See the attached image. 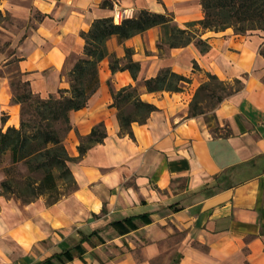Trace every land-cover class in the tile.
I'll list each match as a JSON object with an SVG mask.
<instances>
[{
	"label": "crops",
	"instance_id": "crops-1",
	"mask_svg": "<svg viewBox=\"0 0 264 264\" xmlns=\"http://www.w3.org/2000/svg\"><path fill=\"white\" fill-rule=\"evenodd\" d=\"M130 8L170 15L182 29L204 19L200 0H0V12L26 22L15 55L0 53V128L21 126L8 72L16 55L33 93L48 98L70 88L66 72L84 55L82 33ZM199 33L210 47L204 53L194 43L160 50L161 26L108 40L122 63L125 49L134 50L139 79L128 70L114 74L105 58L99 89L70 114L64 143L73 158L80 136L100 123L107 133L69 164L75 191L52 204L45 197L25 203L4 195L0 178V264H264V34ZM164 68L190 84L147 92L144 81ZM207 73L243 80L214 112L217 133L189 116ZM109 82L114 90L137 86L158 108L147 123L133 124L134 137L121 131Z\"/></svg>",
	"mask_w": 264,
	"mask_h": 264
},
{
	"label": "trees",
	"instance_id": "trees-1",
	"mask_svg": "<svg viewBox=\"0 0 264 264\" xmlns=\"http://www.w3.org/2000/svg\"><path fill=\"white\" fill-rule=\"evenodd\" d=\"M203 6L204 19L191 22L187 29L180 28L172 16L156 14L148 10L136 14L133 18L114 22L113 18L96 20L88 33H82L86 44L84 55L66 72L69 89H61L57 94H50L43 98L31 90L30 82L20 78L11 81L13 101L21 105L20 128L10 127L4 132L0 128V157L11 155L7 173L24 166L26 173L19 181L16 178H5L2 183L3 194L13 195L25 203H31L38 198L45 197L48 204L58 202L66 195L77 189L69 164L79 160L88 153L95 144L103 143L107 138L104 123L96 125L90 135L80 136L78 146L80 155L73 158L66 149L65 137L73 129L70 114L88 105L89 100L100 87L99 64L105 58H111V69L115 74L119 70H128L132 78L138 81L141 64L132 58L134 50L125 49V62L116 58L107 48V42L112 37H119L120 41L132 39L154 27H162V38L157 47L164 50L194 45L202 52L210 49L206 40L202 39L201 30L213 32L233 29L236 34L246 36L249 32L264 34V0H200ZM2 15V12H0ZM199 27V28H198ZM264 39V35H263ZM264 57V41L260 50ZM198 69V65H195ZM205 81L195 93L190 108V117H197L205 113L203 102L216 99L217 103L230 97L234 92L232 85L222 81L216 75L207 73ZM191 78L175 73L171 68L161 69L156 77L144 81L147 92H182L190 84ZM235 83H242L236 79ZM113 106L118 109L123 134L134 137L132 126L135 122L145 124L157 106L142 100L141 93L135 85H129L114 90ZM72 257V256H71Z\"/></svg>",
	"mask_w": 264,
	"mask_h": 264
},
{
	"label": "rangeland",
	"instance_id": "rangeland-1",
	"mask_svg": "<svg viewBox=\"0 0 264 264\" xmlns=\"http://www.w3.org/2000/svg\"><path fill=\"white\" fill-rule=\"evenodd\" d=\"M25 24H26L25 21H22L17 17L5 13L4 11L2 12V15H0V53L1 54H6L9 56L15 55V52L17 51L18 48L17 44L20 42L19 36L17 35L20 33L22 27L26 26ZM253 33L249 32L248 34H253ZM15 36H17V38ZM164 48L165 51L169 49L167 47ZM17 61H18V56L16 55L11 60V65L8 67V72L10 74L11 81L13 82H17L20 78L19 71L17 68ZM228 83L232 85L233 90L240 89L243 87V80L242 83L240 84L235 83V81ZM202 104L205 107V113L200 114L197 117L203 118L202 123L204 127H208L209 129L212 130V132L217 133L219 127H218V122L214 116V112L220 106L221 102L217 103L216 99H208V101H205ZM10 160H11V155L8 153L7 155L0 157V178L1 179L3 178L4 180L5 178H7V176H9L16 178L20 181L22 179L23 174L26 173V168L24 166H18L17 170H14L9 174L7 173V168L10 165ZM9 196H13V195L9 194L8 197Z\"/></svg>",
	"mask_w": 264,
	"mask_h": 264
},
{
	"label": "built area",
	"instance_id": "built-area-1",
	"mask_svg": "<svg viewBox=\"0 0 264 264\" xmlns=\"http://www.w3.org/2000/svg\"><path fill=\"white\" fill-rule=\"evenodd\" d=\"M135 16L134 9H123L121 11L116 12L113 17L114 22L121 23L123 20L131 19Z\"/></svg>",
	"mask_w": 264,
	"mask_h": 264
}]
</instances>
